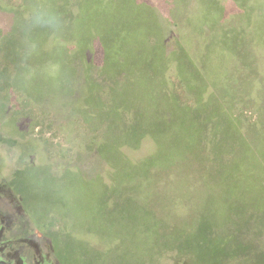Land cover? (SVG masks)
<instances>
[{
  "label": "rangeland",
  "instance_id": "obj_1",
  "mask_svg": "<svg viewBox=\"0 0 264 264\" xmlns=\"http://www.w3.org/2000/svg\"><path fill=\"white\" fill-rule=\"evenodd\" d=\"M0 264H264V0H0Z\"/></svg>",
  "mask_w": 264,
  "mask_h": 264
},
{
  "label": "clouds",
  "instance_id": "obj_2",
  "mask_svg": "<svg viewBox=\"0 0 264 264\" xmlns=\"http://www.w3.org/2000/svg\"><path fill=\"white\" fill-rule=\"evenodd\" d=\"M35 23L55 30L60 23L58 15L53 12H37L34 17Z\"/></svg>",
  "mask_w": 264,
  "mask_h": 264
}]
</instances>
